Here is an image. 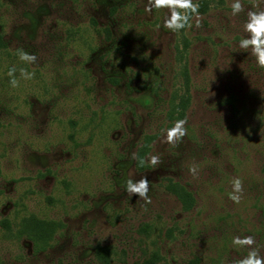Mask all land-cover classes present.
<instances>
[{
  "label": "rangeland",
  "instance_id": "obj_1",
  "mask_svg": "<svg viewBox=\"0 0 264 264\" xmlns=\"http://www.w3.org/2000/svg\"><path fill=\"white\" fill-rule=\"evenodd\" d=\"M201 1L206 14L183 34L187 134L170 144L177 119L168 112L184 86L183 36L164 27L168 8L0 0V264H103L98 248L107 264H233L248 252L235 236H253L264 256V68L239 47L247 10L264 9V0H241L246 11L236 16L233 0ZM20 50L36 62L21 61ZM22 68L34 77L21 78ZM144 176L150 203L126 190ZM235 178L238 204L229 199ZM169 182L192 193L190 210ZM31 216L55 223L46 244L25 230Z\"/></svg>",
  "mask_w": 264,
  "mask_h": 264
},
{
  "label": "clouds",
  "instance_id": "obj_2",
  "mask_svg": "<svg viewBox=\"0 0 264 264\" xmlns=\"http://www.w3.org/2000/svg\"><path fill=\"white\" fill-rule=\"evenodd\" d=\"M199 3H194V0H148V6L145 10L151 12L153 8H168L170 10V16L164 21V27L176 32L184 28H191V19L193 16L199 17ZM232 15L236 16L246 11L245 6L241 0H233L231 4ZM246 22L244 24V30L249 35L246 38H242L239 42L240 49L248 50L251 48V54L255 56L256 63L259 67L264 68V9H260L259 5H253L251 9L246 12ZM197 27L200 26L197 21ZM19 59L21 61L34 64L37 60L36 55L29 54L23 50L19 51ZM17 69L12 67L8 76L10 77L9 83L15 88L19 86V79L16 78L15 73ZM35 73H29L26 69H20V76L23 79H32ZM187 120H177L172 128L167 131L166 142L173 144L179 142L186 134L187 129L185 125ZM150 163L157 165L160 163L158 155L150 157ZM190 171L195 175L196 168H191ZM232 192L229 193V199L234 203H240L243 195V181L240 178H235L232 181ZM126 190L129 193L137 194L146 202L150 203V199L147 197L149 190V180L147 176L142 177L139 181L133 182L132 180L126 181ZM233 245L239 247H247V255L243 258L236 259L233 264H264V256L260 254V251L256 245V240L253 236H240L233 237Z\"/></svg>",
  "mask_w": 264,
  "mask_h": 264
},
{
  "label": "trees",
  "instance_id": "obj_3",
  "mask_svg": "<svg viewBox=\"0 0 264 264\" xmlns=\"http://www.w3.org/2000/svg\"><path fill=\"white\" fill-rule=\"evenodd\" d=\"M199 14L204 15L208 9V4L206 1L199 2ZM194 17V16H193ZM192 17V18H193ZM187 28V27H186ZM179 30L180 34L183 36L185 29ZM108 34V31H106ZM183 48L182 50L177 49V57L179 62L182 64L181 67V76L183 79V93L175 96L171 100L170 110L168 112L170 118H176L177 120H185L186 112L190 106L191 95H190V78L187 70V65L185 63V54L189 47L188 40L183 36L182 38ZM261 121V124L264 125V115L257 118ZM259 121V122H260ZM260 142L263 145L262 150L264 149V130L260 134ZM258 143V144H261ZM148 143H144L136 153L135 167L139 171L144 170V157L148 151ZM264 170V168H263ZM167 191L174 195L176 199L181 203L183 210H190L195 203L194 197L190 191L185 187L181 186L178 183L169 182L166 186ZM24 228L30 234V238L35 244H46L47 241L51 239L52 234L55 232L56 225L53 221L40 220L36 217H29L24 220ZM97 258L103 263L107 264L108 261V252L103 248H98ZM143 264H151V262L144 261Z\"/></svg>",
  "mask_w": 264,
  "mask_h": 264
}]
</instances>
